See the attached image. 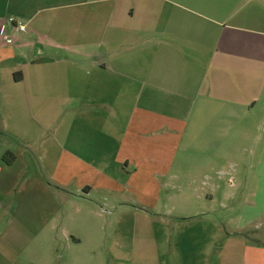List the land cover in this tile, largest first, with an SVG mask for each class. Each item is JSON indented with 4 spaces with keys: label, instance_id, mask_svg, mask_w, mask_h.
<instances>
[{
    "label": "crops",
    "instance_id": "0c3cea01",
    "mask_svg": "<svg viewBox=\"0 0 264 264\" xmlns=\"http://www.w3.org/2000/svg\"><path fill=\"white\" fill-rule=\"evenodd\" d=\"M7 17L27 30L0 36V264H52L38 245L86 219L131 230L119 264H261L264 0H0Z\"/></svg>",
    "mask_w": 264,
    "mask_h": 264
},
{
    "label": "rangeland",
    "instance_id": "374dc122",
    "mask_svg": "<svg viewBox=\"0 0 264 264\" xmlns=\"http://www.w3.org/2000/svg\"><path fill=\"white\" fill-rule=\"evenodd\" d=\"M104 209L109 210V207H104ZM259 222H264V219L259 220ZM96 223L91 219H86L80 226L72 228V231L79 232L82 238L78 244L71 242L72 244L66 245L63 237L59 236L56 244L52 242L41 243L38 245V250L42 254H50L53 258L52 264H64L69 255L71 256V264H119V261L112 258L109 250L115 246L116 241L113 239H118L119 232L123 236H128L131 230L127 228H109L103 231L101 227H95ZM96 235L97 237L100 235L98 241H96ZM55 254H59V257L54 258L53 255ZM260 263L264 264V259Z\"/></svg>",
    "mask_w": 264,
    "mask_h": 264
},
{
    "label": "built area",
    "instance_id": "2783aa9c",
    "mask_svg": "<svg viewBox=\"0 0 264 264\" xmlns=\"http://www.w3.org/2000/svg\"><path fill=\"white\" fill-rule=\"evenodd\" d=\"M8 25H11L17 32H25L27 30V26L23 21L14 17H7L0 22V36L7 42L11 40V37L7 34Z\"/></svg>",
    "mask_w": 264,
    "mask_h": 264
},
{
    "label": "trees",
    "instance_id": "16d2710c",
    "mask_svg": "<svg viewBox=\"0 0 264 264\" xmlns=\"http://www.w3.org/2000/svg\"><path fill=\"white\" fill-rule=\"evenodd\" d=\"M14 76H15V74H14ZM12 158H13V156L11 155V153H5L3 155V160H5L6 162H10Z\"/></svg>",
    "mask_w": 264,
    "mask_h": 264
}]
</instances>
